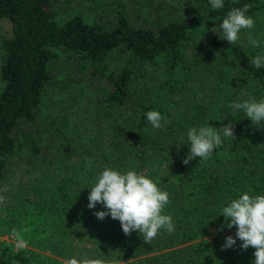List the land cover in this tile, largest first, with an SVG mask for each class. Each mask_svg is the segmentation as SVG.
<instances>
[{
  "label": "trees",
  "instance_id": "obj_1",
  "mask_svg": "<svg viewBox=\"0 0 264 264\" xmlns=\"http://www.w3.org/2000/svg\"><path fill=\"white\" fill-rule=\"evenodd\" d=\"M87 1L94 12L69 0H0V24L11 25L8 35L0 29V184L24 172L44 194L41 209L33 204L30 212L8 215L7 226L18 225L27 246L47 250L6 249L0 264H65L73 257L105 264H253L255 249L241 250L238 239L222 250L236 228L218 229L221 209L232 200L245 192L264 195V122L252 126L243 110L229 107L264 100V67L250 63L264 56V0H223L222 9L209 0H133L146 18L140 23L127 6L116 15L114 0ZM245 4L254 28L231 45L220 37V24ZM249 31L258 47L247 40ZM62 53L72 60L73 78L57 80L53 63ZM70 99L73 108L76 101L92 103L94 114L95 125L76 141L44 131L48 105ZM150 111L166 119L160 129L148 122ZM229 121L234 141L222 135ZM207 125L221 133L222 146L206 161L184 165L187 131ZM105 168L135 171L167 191L163 214L175 230L161 229L147 244L138 232L126 236L110 216L98 220L94 213L107 209H89L88 196Z\"/></svg>",
  "mask_w": 264,
  "mask_h": 264
},
{
  "label": "clouds",
  "instance_id": "obj_2",
  "mask_svg": "<svg viewBox=\"0 0 264 264\" xmlns=\"http://www.w3.org/2000/svg\"><path fill=\"white\" fill-rule=\"evenodd\" d=\"M213 9H222L223 0H209ZM251 9L250 4L242 8H233L227 13L220 24V37L231 45L239 40V33L254 28V20L246 13ZM212 32L217 33L215 28ZM247 40L253 47H258L259 42L253 38L250 31ZM250 63L257 69L264 67V56L254 57ZM233 111L243 110L252 126H259L264 122V100L257 102L254 99L245 100L242 103L229 105ZM148 122L154 129L162 127V120L166 119L158 111H150L146 114ZM234 123L229 121L222 127V135L225 138L235 140ZM189 141V154L182 161L188 165L190 161L199 158L200 162L209 159L214 149L222 146L221 133L214 127L207 125L199 128L192 127L187 131ZM4 198L0 197V203ZM87 207L93 209L97 204L102 205L107 211H98L94 215L103 221L107 216L120 222L123 233L126 236L138 232L147 244L155 239L161 229L171 234L175 229L170 215L163 214L165 207L170 203L167 191H162L157 184L143 174L135 171L121 173L111 168H105L97 177L96 183L90 189ZM221 215L225 218L224 224L218 229L236 228L235 238L227 236L222 250L233 248L237 239L241 241L240 248L247 251L249 247L255 249L253 264H264V195L252 196L247 192L239 195L227 206L221 209ZM17 237L16 247L23 248L25 242ZM65 264H105L100 259H85L79 261L71 258Z\"/></svg>",
  "mask_w": 264,
  "mask_h": 264
},
{
  "label": "rangeland",
  "instance_id": "obj_3",
  "mask_svg": "<svg viewBox=\"0 0 264 264\" xmlns=\"http://www.w3.org/2000/svg\"><path fill=\"white\" fill-rule=\"evenodd\" d=\"M67 1L68 0H65V3ZM126 1L128 2L127 4L122 0H114L116 15L118 12L124 10L127 6V13L131 12L135 22L140 23L142 21H146L145 16L141 12L142 7L140 8L139 5H137L136 2L134 3L133 0ZM69 3V6H74L80 11H85L87 13L94 12V8L90 6L91 3L87 0H69ZM0 29L2 30V32H0L4 36L8 35L11 32V25L6 22L2 23L0 24ZM71 63L72 60H70L65 53H62V56L53 63L54 73H57V80L63 78L60 75H67V73L70 78H73V74L69 68ZM68 80V84L73 83V81H71L72 79ZM66 93L69 94L71 92L68 90L63 95H65ZM71 101L72 99L68 101V104L48 105V107H50L49 115H51V118H44V131H54L60 135L68 137L72 141H76L78 136L82 134L80 131L87 130L91 126L95 125V121L93 120L94 114L91 113V109L89 108L92 107V103H89L87 100L84 102L76 101L77 103L75 104V108H73L71 107L73 104H69L71 103ZM46 134V138L51 137L50 133ZM62 141L63 140L58 138V143ZM31 180L32 176H27L26 174H24V172L22 173V175L21 172H17L16 174V172L14 171V174L9 181L0 184V197L4 198L3 203H0V263L1 255L6 249H8L6 250L8 251V253H16L20 250V248L16 247L17 237L13 235V230H15L18 234V238H22L19 235V226H7V222L10 221V219L8 220V218L10 217L8 215H11L15 218L13 213H17L16 215H22L25 211L30 212V207L33 206V204H37L40 209L43 207L42 201L40 199L44 194H37V191H40L41 186L39 183L33 184ZM45 197L51 198V196L48 195ZM25 220L26 221L24 224H27L28 221L27 219ZM25 247H29L30 249L38 251L39 253L47 254L45 245H41L40 247L26 245Z\"/></svg>",
  "mask_w": 264,
  "mask_h": 264
}]
</instances>
